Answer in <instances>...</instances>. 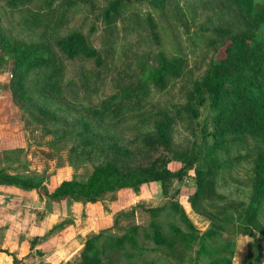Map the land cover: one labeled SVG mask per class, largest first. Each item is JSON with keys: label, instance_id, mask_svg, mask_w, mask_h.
<instances>
[{"label": "rangeland", "instance_id": "374dc122", "mask_svg": "<svg viewBox=\"0 0 264 264\" xmlns=\"http://www.w3.org/2000/svg\"><path fill=\"white\" fill-rule=\"evenodd\" d=\"M151 1L29 0L11 6L0 0V55H6L1 49L6 39L25 46H40L45 54L52 53L59 65L51 81L60 78V92L55 101H40L35 77H29L21 86L12 73L10 60H0V136L6 137L9 130L17 132L16 139L29 145L25 146L27 151L20 152L22 159L19 151H14L7 163L1 154L0 168L37 175L48 191L63 180L84 181L94 168L106 163L129 171L145 168L157 157L166 159V167L173 172L185 170L181 178H172L165 188L158 181L144 183L137 189L107 193L94 203L56 202L36 189H23L25 192L20 193L21 188L16 185L0 184V227L13 223L15 228L21 224L24 227L17 231H27L30 221L43 218L34 209L39 208L45 215L42 207L69 211L73 206L77 209L74 212L77 222L59 220L46 233L50 236L47 240L51 238L50 232L64 223H78V228L84 229V236L80 237L83 245L97 234H100L98 243L104 244L108 237L119 236L136 225L141 248L132 250L126 246L115 251L104 244L100 254L102 264H195L189 256L193 259L200 246L197 239L190 242L191 249H185L181 241L169 249L165 245L156 246L146 236L153 231L148 209L163 207L154 220L171 237L175 226L187 230L174 205L183 209L193 225L204 232L210 220L214 221L212 214L225 202L234 207L240 201L249 202L253 160L264 144L239 135L232 139L227 151L219 153L228 165L219 170L215 180L217 196L213 204L204 203L208 212L201 214L190 205L195 167L198 163L205 164L203 154L212 142L210 108L207 102L201 105L196 102L191 90L195 81L205 75L219 45L214 27L226 25L231 18L227 10L230 6L234 8V4L230 0H166L163 6L154 7ZM113 3H117L114 12L106 15L105 9ZM150 19L155 23V34ZM74 31L82 32L98 50L99 65L93 60L69 59L62 53L60 38ZM258 31L264 33V23ZM160 55L181 62L177 74L168 77L164 87L157 86L152 78ZM109 99L111 116L94 119L93 111L102 109L103 102ZM187 105L198 111L193 119L177 114ZM165 115L173 117L167 143L159 135ZM86 120L91 123L88 129L84 128ZM188 158L195 160L189 166ZM257 219L261 230L242 228L236 220L237 225L222 223L223 227L207 238L208 249H217L201 253L196 264H209L228 243L234 246L232 264H245L252 241L259 243L262 254L259 264H264V213L260 212ZM0 230L1 238L6 228ZM44 243L45 249L54 244ZM82 250L83 247L78 249L63 264L80 263ZM33 252L28 256L38 254Z\"/></svg>", "mask_w": 264, "mask_h": 264}, {"label": "trees", "instance_id": "16d2710c", "mask_svg": "<svg viewBox=\"0 0 264 264\" xmlns=\"http://www.w3.org/2000/svg\"><path fill=\"white\" fill-rule=\"evenodd\" d=\"M27 1L29 0H6L11 6ZM230 1L232 5L234 4V8L230 6L227 10L231 18L226 21V25L214 27L219 45L205 75L195 81L191 90L196 102L200 105L207 102L212 115L210 120L212 130L209 132L212 142L203 154L205 164L202 166L203 162L198 163L195 167V189L190 196L191 207L201 214L208 212L204 203L213 204L217 196L214 188L215 180L219 176V170L228 165L219 153L227 151L232 139L239 135L250 136L264 144V33L258 31L260 24L264 23V1L261 3H256L254 0ZM165 2L166 0H152L151 5L160 7ZM116 5L117 3H113L110 8L105 9L106 15L114 12ZM149 25L155 34V23L151 19ZM59 47L69 59L80 58L93 60L98 65L101 63L98 50L88 43L85 35L80 31L61 37ZM1 49L6 55H0V60H10L12 73L21 86L29 77H35L40 101H55L60 92L58 90L60 78L55 82L51 81L59 69L52 53L45 54L40 46H25L9 39L3 41ZM180 64L178 59L160 55L159 64L152 73L155 84L164 87L167 78L177 74ZM197 113V109L190 105L177 111L179 116L184 115L189 119H193L198 115ZM93 116L96 120H105L111 116V100L103 102L102 109L94 110ZM172 120V116L165 115L159 126V135L164 143L168 142V131ZM90 126L91 123L86 120L84 128L88 129ZM194 161L188 158L186 165L189 166ZM166 162V159L155 157L149 166L129 171H123L116 165L106 163L94 168L86 180L78 181L75 178L63 180L51 191L46 189L43 179L37 175L8 173L5 168H0V184L16 185L27 190L36 189L41 195L56 202L72 200L94 203L103 199L107 193L121 189H137L144 183L158 181L162 188H165L172 178L179 179L185 174V170L182 169L175 172L169 170ZM251 171L249 202L240 201L236 207L225 202L219 211L212 214L214 221L210 220L211 224L204 232L193 225L183 209L174 205L175 212L187 230L175 226L171 229V237L164 234L154 220L163 207H155L148 209L153 219L151 223L153 231L146 236L150 237L156 246L165 245L169 249H174L178 241H181L185 249H191L190 242L197 239L200 246L195 250L193 259L189 256L196 264L200 260L201 253L215 252L217 249H208L210 243L207 238L223 227L222 223L237 225L234 222L236 220L242 228L253 227L261 230L262 226L257 217L260 212L264 213V149L254 158ZM138 229V226L133 225L119 236L108 237L104 244L115 251L125 249L126 246L132 250H139L141 247L137 239ZM99 238L100 234H97L85 240L81 261L78 264H102L100 254L103 253L104 244L98 243ZM248 249L244 263L259 264L262 256L259 243L250 242ZM220 252L216 259H210L209 264H232L233 244L228 243Z\"/></svg>", "mask_w": 264, "mask_h": 264}, {"label": "crops", "instance_id": "0c3cea01", "mask_svg": "<svg viewBox=\"0 0 264 264\" xmlns=\"http://www.w3.org/2000/svg\"><path fill=\"white\" fill-rule=\"evenodd\" d=\"M9 75L12 76L11 72ZM17 135V132L9 130L6 137L2 134L0 136V155L2 154L1 158L7 163L11 161L12 157H9L10 154H14V151H19V153L24 150L27 151L29 146L23 145L24 142L17 140ZM19 158L22 159L21 153ZM2 168L6 169L4 166H2ZM6 171L10 172L7 169ZM10 173L22 174L23 172L11 171ZM25 173L28 174V171H25ZM18 192L22 193L25 192V190L21 188ZM75 206H78V204H75ZM72 207L73 206L69 207V211H63L61 209L59 211L56 210L54 206L53 208L47 206L42 207V212L45 215H42L41 211H38L39 208L34 209L33 211H36L43 218H34L33 222L30 221L27 231H17L19 228L24 227V225L21 224L15 227L16 230L13 228L15 226L13 223H8L0 227L6 228L4 235L0 238V264H63L69 260L68 258H70L72 254L74 255L78 249H82L83 247L80 237L84 236V229L78 228V223L74 225L72 222V224L64 223L63 226L53 229L50 232L51 238L48 240L47 238L50 236L46 233L50 228L55 226L59 220L63 222L65 220L64 218L77 222V215L74 214L77 209L75 208L74 210ZM67 212H70V214L67 215ZM1 223L3 224V222ZM50 241L54 243L53 246L45 249L43 243L45 242L44 244H46ZM30 251H36L38 254H36V256H32V254L28 256L29 253H32ZM36 252H33V254ZM33 260H36L35 263H33Z\"/></svg>", "mask_w": 264, "mask_h": 264}]
</instances>
